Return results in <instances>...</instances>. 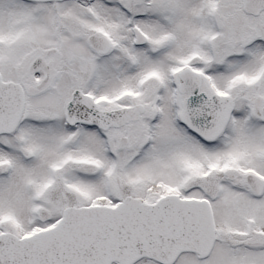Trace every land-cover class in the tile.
Masks as SVG:
<instances>
[{
    "label": "snow or ice",
    "instance_id": "6c2138e0",
    "mask_svg": "<svg viewBox=\"0 0 264 264\" xmlns=\"http://www.w3.org/2000/svg\"><path fill=\"white\" fill-rule=\"evenodd\" d=\"M0 264H264V0H0Z\"/></svg>",
    "mask_w": 264,
    "mask_h": 264
}]
</instances>
